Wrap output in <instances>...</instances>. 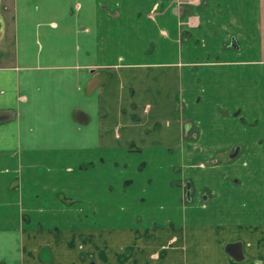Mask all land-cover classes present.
Segmentation results:
<instances>
[{
  "label": "crops",
  "instance_id": "obj_1",
  "mask_svg": "<svg viewBox=\"0 0 264 264\" xmlns=\"http://www.w3.org/2000/svg\"><path fill=\"white\" fill-rule=\"evenodd\" d=\"M1 1L0 264H264V0Z\"/></svg>",
  "mask_w": 264,
  "mask_h": 264
},
{
  "label": "rangeland",
  "instance_id": "obj_2",
  "mask_svg": "<svg viewBox=\"0 0 264 264\" xmlns=\"http://www.w3.org/2000/svg\"><path fill=\"white\" fill-rule=\"evenodd\" d=\"M1 2H2L1 7H4L5 5L3 4V2H7V0H2ZM187 132H188V130H187ZM126 162L128 164L125 165V167L123 168L124 170L121 171V173L124 175V177H127L128 176V178H132L134 180V183H138L140 181V176H141L140 174L141 173H140L139 170L136 169V165L138 164L139 159L138 158H135V157H131L130 160H127ZM170 162H173V160L170 161L167 158H164V159L163 158H161V159H153V160H150V163L146 164V167L145 168H149L150 167L149 169H162V170H166V169L169 168ZM113 176L115 178H117V176H115L114 174H113ZM157 176H158V178L160 180H163L165 178V175L164 174H161V173L158 174ZM121 185H122V183L120 184V187H119V186L116 185V182L114 184V181H113V183L111 185V188L112 189L110 190V191H112L111 193L115 194L116 192H119V190H121V188H122ZM118 187H119V189H118ZM139 187H140L139 185L135 186L132 189L131 192L132 193H136ZM160 189L163 192H165V193L168 192V187H165L163 185H161ZM108 192L109 191H107V193ZM135 204H136L135 201L129 203V206L131 205L129 207V212H133L137 206H141L142 205V203H138V205L137 204L135 205ZM97 210L100 212V214H102L103 212L104 213H108V212L109 213H112L113 214V217L115 215L116 216L120 215L119 208H118V203H113V206L110 209H108L106 207V209H104V211H103V209H97V207H96V211ZM105 210H107V211L105 212ZM141 210L147 211V209H141Z\"/></svg>",
  "mask_w": 264,
  "mask_h": 264
},
{
  "label": "water",
  "instance_id": "obj_3",
  "mask_svg": "<svg viewBox=\"0 0 264 264\" xmlns=\"http://www.w3.org/2000/svg\"><path fill=\"white\" fill-rule=\"evenodd\" d=\"M232 255L235 259H241L242 253L240 250H237L236 248L232 251Z\"/></svg>",
  "mask_w": 264,
  "mask_h": 264
}]
</instances>
